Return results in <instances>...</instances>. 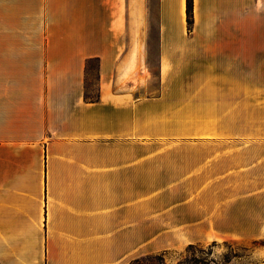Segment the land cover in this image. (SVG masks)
<instances>
[{"label":"crops","instance_id":"0c3cea01","mask_svg":"<svg viewBox=\"0 0 264 264\" xmlns=\"http://www.w3.org/2000/svg\"><path fill=\"white\" fill-rule=\"evenodd\" d=\"M192 17L0 0V264H127L183 227L264 239V0Z\"/></svg>","mask_w":264,"mask_h":264},{"label":"rangeland","instance_id":"374dc122","mask_svg":"<svg viewBox=\"0 0 264 264\" xmlns=\"http://www.w3.org/2000/svg\"><path fill=\"white\" fill-rule=\"evenodd\" d=\"M193 23V17H192ZM192 24L190 27L191 32ZM93 74V73H91ZM88 98L94 96L93 76L87 77ZM183 227L181 242L157 252H165V263L175 264L183 258L185 247L188 244H193L199 250L208 252L210 264H259L264 261V239L254 238H237L232 234L220 233L210 234L206 232L205 227ZM202 253V252H201ZM197 255L199 252L196 253Z\"/></svg>","mask_w":264,"mask_h":264},{"label":"trees","instance_id":"16d2710c","mask_svg":"<svg viewBox=\"0 0 264 264\" xmlns=\"http://www.w3.org/2000/svg\"><path fill=\"white\" fill-rule=\"evenodd\" d=\"M185 22L186 30L190 31L192 24V0H185ZM199 252L197 255L196 253ZM202 252V253H201ZM184 256L175 264H210L208 252H203L193 244H188L184 250ZM165 252L150 253L130 260L127 264H166Z\"/></svg>","mask_w":264,"mask_h":264}]
</instances>
